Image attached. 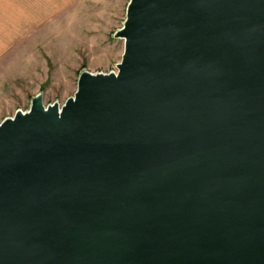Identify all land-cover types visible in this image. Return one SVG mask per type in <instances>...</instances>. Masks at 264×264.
I'll use <instances>...</instances> for the list:
<instances>
[{
	"label": "water",
	"instance_id": "95a60500",
	"mask_svg": "<svg viewBox=\"0 0 264 264\" xmlns=\"http://www.w3.org/2000/svg\"><path fill=\"white\" fill-rule=\"evenodd\" d=\"M115 36L0 123V264H264V0H130Z\"/></svg>",
	"mask_w": 264,
	"mask_h": 264
},
{
	"label": "rangeland",
	"instance_id": "374dc122",
	"mask_svg": "<svg viewBox=\"0 0 264 264\" xmlns=\"http://www.w3.org/2000/svg\"><path fill=\"white\" fill-rule=\"evenodd\" d=\"M130 0H0V123L75 95L82 72L117 71Z\"/></svg>",
	"mask_w": 264,
	"mask_h": 264
}]
</instances>
